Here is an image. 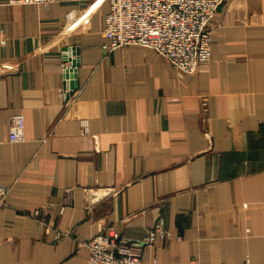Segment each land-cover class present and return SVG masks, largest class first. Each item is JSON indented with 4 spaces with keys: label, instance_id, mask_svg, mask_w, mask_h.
<instances>
[{
    "label": "crops",
    "instance_id": "0c3cea01",
    "mask_svg": "<svg viewBox=\"0 0 264 264\" xmlns=\"http://www.w3.org/2000/svg\"><path fill=\"white\" fill-rule=\"evenodd\" d=\"M108 9L0 0V264H86L95 235L137 244L159 219L142 264H264V0L225 1L193 73L146 47L107 53Z\"/></svg>",
    "mask_w": 264,
    "mask_h": 264
},
{
    "label": "built area",
    "instance_id": "2783aa9c",
    "mask_svg": "<svg viewBox=\"0 0 264 264\" xmlns=\"http://www.w3.org/2000/svg\"><path fill=\"white\" fill-rule=\"evenodd\" d=\"M54 0H7L11 5L41 4L48 6ZM226 0H108L103 49L109 53L126 46H141L154 50L171 66L182 73H193L199 65L211 58V34L216 12ZM76 54V53H75ZM68 52L61 69L66 82L75 79L79 57ZM62 94L68 89L61 90ZM9 140H25V118L21 112L10 118ZM90 191L88 190L87 193ZM8 187L0 186V207L6 205ZM90 200V197H89ZM89 202V207H91ZM36 211L34 216H40ZM46 229L51 222L42 218ZM165 236L163 221L149 231L141 243L119 241L109 229L82 245L88 250L86 264H142L143 248L151 245L156 236ZM192 264H205L195 262ZM248 264V263H247Z\"/></svg>",
    "mask_w": 264,
    "mask_h": 264
}]
</instances>
